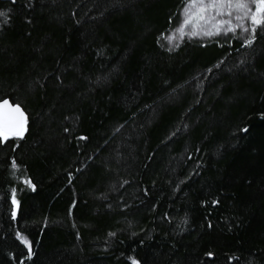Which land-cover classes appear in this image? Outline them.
Returning a JSON list of instances; mask_svg holds the SVG:
<instances>
[{
    "label": "trees",
    "instance_id": "obj_1",
    "mask_svg": "<svg viewBox=\"0 0 264 264\" xmlns=\"http://www.w3.org/2000/svg\"><path fill=\"white\" fill-rule=\"evenodd\" d=\"M190 1L0 0V264H264V15Z\"/></svg>",
    "mask_w": 264,
    "mask_h": 264
},
{
    "label": "rangeland",
    "instance_id": "obj_2",
    "mask_svg": "<svg viewBox=\"0 0 264 264\" xmlns=\"http://www.w3.org/2000/svg\"><path fill=\"white\" fill-rule=\"evenodd\" d=\"M238 3L246 7L237 6ZM252 3L253 0H232V3L227 0L223 3L221 0H191L182 12L183 25L203 41L223 34L244 33L254 16L259 19L261 13L264 15L257 10L258 7L252 9Z\"/></svg>",
    "mask_w": 264,
    "mask_h": 264
},
{
    "label": "water",
    "instance_id": "obj_3",
    "mask_svg": "<svg viewBox=\"0 0 264 264\" xmlns=\"http://www.w3.org/2000/svg\"><path fill=\"white\" fill-rule=\"evenodd\" d=\"M8 103L5 104L4 102ZM0 105H3L0 108V112L5 114V119L2 125H0V132L5 136L20 137L23 135L25 131V123H24V113L22 108L19 106V110L16 111L17 104H13L9 100L0 101Z\"/></svg>",
    "mask_w": 264,
    "mask_h": 264
},
{
    "label": "snow or ice",
    "instance_id": "obj_4",
    "mask_svg": "<svg viewBox=\"0 0 264 264\" xmlns=\"http://www.w3.org/2000/svg\"><path fill=\"white\" fill-rule=\"evenodd\" d=\"M221 2L223 3L224 0H221ZM227 2L228 3H232V0H227ZM237 6L246 7V5L239 4V3L237 4ZM257 10L260 11V12H264V0H259V6H258V9ZM185 11H187V9ZM5 15L6 14L4 12H0V17H4ZM253 21H254V23H257V24L261 23V21L259 19H257L255 16L253 17ZM183 27H184V25L182 24L179 28H177L176 31L182 33L183 32ZM244 31H248V29H244ZM253 31H254V29H253ZM173 38H174V36L173 37H169L168 39L171 40ZM248 43H251V40H249ZM4 103L7 104L8 102L5 101ZM2 107H3V105H0V108H2ZM15 110L16 111L19 110V106L18 105L16 106V109ZM4 119H5V114L3 112H0V125L3 124ZM0 135H2V133H0Z\"/></svg>",
    "mask_w": 264,
    "mask_h": 264
}]
</instances>
